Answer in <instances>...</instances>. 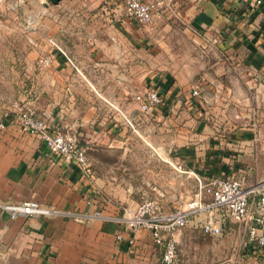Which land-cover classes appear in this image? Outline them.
Returning a JSON list of instances; mask_svg holds the SVG:
<instances>
[{
	"label": "crops",
	"instance_id": "1",
	"mask_svg": "<svg viewBox=\"0 0 264 264\" xmlns=\"http://www.w3.org/2000/svg\"><path fill=\"white\" fill-rule=\"evenodd\" d=\"M159 1L161 6L153 16L154 28L147 34L156 39L152 31L167 25V17L181 18L190 32V45L184 53H177L180 57H189L188 60L174 62L164 71L155 70L147 82H142L144 78L137 71L144 64L142 42L145 45L147 39L138 32L137 25L141 24L125 14V0L82 2L93 8L117 11L119 14H115L120 15L124 31L113 26L99 33H76L75 42L84 37L91 43L88 56L105 58L117 54L126 58L130 40L135 42V78L131 74L132 66L122 60L119 74L113 67L101 66L106 62L96 61L100 63L96 72L104 83L103 92H98L97 96L86 75L82 78L84 72L78 75L60 57L56 65L41 72L39 100L26 101L24 105L33 103L38 113L33 108L35 112L52 130L82 129L85 121L95 123L109 115L105 99L119 105L123 92L124 97H129V92L136 93L135 90L142 86L146 89L153 85L162 95V104L143 112L134 100L135 107L141 113H149L147 120L157 125L159 131L166 128L174 132L179 128L174 126H177L178 117L170 113L171 106L182 101L191 105L195 103L193 99L218 108L232 104L234 112L228 114L230 118L219 114L213 117L208 111L202 116L198 111L195 117L201 118L186 120L197 131L185 134L180 148L172 155L182 159L198 182L209 174L239 172L247 174L248 184L264 181V5L255 6L250 0ZM93 19L95 21V17ZM111 22L112 19L105 24L114 25ZM80 48V43H74L75 57L82 56ZM187 73L189 77L185 76ZM114 79L120 84L113 83ZM139 79L142 83L138 85ZM191 86H197L200 95L192 96ZM124 102L125 106L130 103L126 104L127 99ZM13 113L0 109V120H7ZM168 120V127L159 126L160 122ZM96 131L94 128L88 134L93 136ZM82 133H79L80 139ZM99 183L100 177L95 172L87 173L75 162H65L51 153L36 135L12 123L0 130V199L10 202L37 199L60 208L89 210L96 208L101 199L113 201L97 188ZM115 195L124 199L122 193ZM182 228L178 230V244ZM242 229L243 250L239 254L233 252L220 264L261 263L249 252L247 230L244 225ZM117 232L121 233V238L116 237ZM149 235L146 230L139 231L135 243L129 244L127 229L107 225L99 219L79 222L60 216L10 218L0 212V264H158L162 248L154 244ZM189 263L190 258H184V264Z\"/></svg>",
	"mask_w": 264,
	"mask_h": 264
},
{
	"label": "rangeland",
	"instance_id": "2",
	"mask_svg": "<svg viewBox=\"0 0 264 264\" xmlns=\"http://www.w3.org/2000/svg\"><path fill=\"white\" fill-rule=\"evenodd\" d=\"M88 1L90 0H60L58 3H52L50 0H0V109L3 112L13 113L18 107L24 106L26 101L35 103L39 100L41 72L56 65L60 57H63L67 65L73 67L78 75L80 71L84 72L81 73L82 78L86 75L90 85H94L92 91L97 96L98 92H103L104 83L99 78L100 74L96 72L100 64H96V61L106 62L101 66L106 69L113 67L115 73L119 74L122 60L132 66L129 68L135 78L137 57L135 42L130 40L126 58H121L119 54L106 58L89 57L90 41L82 37L81 41L75 42L76 33L84 35L90 32L99 33L109 31L113 26L118 31H124V23L120 15L116 16L119 14L117 11L83 5L82 2ZM167 18V25L164 24L152 31L156 39L147 34L154 28V23L151 29L137 25L138 32L144 35L145 40H149H146L145 45L144 41L142 42L145 49L144 64L137 73L144 79H139L138 85L147 82L155 70L164 71L174 62L189 58L180 57V53H177L178 51L184 53L190 45L189 30L181 18L176 16ZM110 19L114 25L105 24ZM74 43H80L79 52L82 56H74ZM174 54L178 56L173 57ZM44 55L50 58L46 66L39 61ZM185 76L190 75L187 73ZM83 83L87 82L81 84ZM113 83L119 85L120 81L114 79ZM188 85H191L189 80ZM144 88L142 86L135 91L144 92L150 89ZM195 88L200 95L199 88L197 86ZM134 93L129 92V97H124L123 92L119 105L116 102L111 104L110 99H105L104 102L109 104L110 109L106 118H101L95 123L85 121L82 124L85 128L69 130L75 132L78 137L80 131L83 132L79 141L86 149L90 171L100 177V183L96 184L97 188L113 199V201L108 199L110 202L119 206L133 204L143 197L158 196L160 192L165 210L181 208L194 196L200 184L193 173L183 165L182 159L179 156L174 158L172 155V152L180 148L179 144L183 142L185 134L197 131L193 125H188L186 120L196 118L195 113L198 111L202 116L208 111L213 117L219 114L230 118L228 114L234 112V106L220 105L218 108L216 105L199 104L195 99H193L195 103L186 105L182 101L181 104L171 106L170 110L171 114H175L174 118L178 117V121H175L177 126L176 124L174 126L179 128L174 132L171 130L168 132L166 128L159 131L157 125L147 120L149 113H141L136 109ZM125 99L126 104L130 102L127 107L123 104ZM27 104L34 108L33 103ZM164 108L168 109V106ZM130 116H134L135 119H131ZM199 118L201 116L196 119ZM230 121L237 122L232 119ZM162 122L159 126L168 127L170 121ZM93 124L97 126L94 127ZM94 128L97 131L93 136L89 135ZM202 181L204 179H201ZM120 193L124 194V199L116 197L115 194ZM115 198H118V201H115ZM214 214L221 228L217 235L202 232L201 223L207 217L206 212H197L188 217L182 228L175 264H184V258H190L189 264H220L233 252L239 254L243 250L245 245L243 224L232 220L223 208L217 209ZM160 261L159 255L158 264Z\"/></svg>",
	"mask_w": 264,
	"mask_h": 264
},
{
	"label": "built area",
	"instance_id": "3",
	"mask_svg": "<svg viewBox=\"0 0 264 264\" xmlns=\"http://www.w3.org/2000/svg\"><path fill=\"white\" fill-rule=\"evenodd\" d=\"M253 5H264V0H250ZM161 6L159 0H125V14L151 29L153 16ZM43 66L49 64L47 55L39 58ZM198 89L193 87L191 95L197 96ZM134 99L143 112L162 104V95L156 87L144 92H136ZM12 123L20 130L36 135L45 143L49 151L60 156L65 162H75L82 170L89 173L90 162L86 149L80 144L77 134L70 130H52L45 119L28 105L18 107L6 120H0V130ZM158 196H147L126 205H115L101 199L94 209H65L56 205L44 204L37 199H25L10 202L0 199V212L10 218L18 216H60L85 222L99 219L103 223L115 224L127 229L129 244L135 243L139 231H148L152 242L162 248L160 264H175L178 247V230L185 226L188 217L197 212H206V219L201 223L202 232L210 235L220 233V224L215 219L217 209H225L228 216L242 223L248 234V248L251 254L264 264V181L252 184L247 182V174H209L200 181L199 188L183 207L165 210ZM121 238L120 232L116 233Z\"/></svg>",
	"mask_w": 264,
	"mask_h": 264
},
{
	"label": "water",
	"instance_id": "4",
	"mask_svg": "<svg viewBox=\"0 0 264 264\" xmlns=\"http://www.w3.org/2000/svg\"><path fill=\"white\" fill-rule=\"evenodd\" d=\"M52 3H57L59 0H50Z\"/></svg>",
	"mask_w": 264,
	"mask_h": 264
}]
</instances>
